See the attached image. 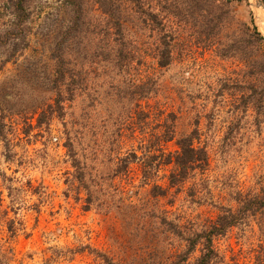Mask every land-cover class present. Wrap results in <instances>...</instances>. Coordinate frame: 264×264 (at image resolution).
<instances>
[{
    "label": "rangeland",
    "instance_id": "rangeland-1",
    "mask_svg": "<svg viewBox=\"0 0 264 264\" xmlns=\"http://www.w3.org/2000/svg\"><path fill=\"white\" fill-rule=\"evenodd\" d=\"M25 1L21 39L0 0V264L165 262L182 240L152 215L199 224L258 192L264 112L245 98L264 77L260 0ZM194 131L209 166L169 189L163 162ZM215 246L217 264H255L264 235L253 220Z\"/></svg>",
    "mask_w": 264,
    "mask_h": 264
},
{
    "label": "trees",
    "instance_id": "trees-1",
    "mask_svg": "<svg viewBox=\"0 0 264 264\" xmlns=\"http://www.w3.org/2000/svg\"><path fill=\"white\" fill-rule=\"evenodd\" d=\"M264 6V0H260ZM13 8V14L15 16V24L8 32L6 36H21L25 38V33H22L20 27L25 24L29 18L30 12L26 7L25 0H8ZM79 22L73 21L65 27L64 34H76L79 27ZM254 28V27H253ZM19 30L16 31V30ZM255 33L258 42L264 43V37L258 32L257 28ZM4 36V35H3ZM5 37V36H4ZM1 38V35H0ZM256 41L252 42L255 45ZM18 44L15 43L14 47ZM263 61L260 74L264 76V50L262 51ZM59 63L61 61L59 60ZM166 64V62L162 63ZM252 74L251 76L258 74V69L255 63H250ZM61 72V69L57 70ZM248 103L259 109L257 114L264 112V77L260 80V85L250 83L249 94L246 96ZM5 137V123L0 117V139ZM174 139V136L169 137V140ZM199 140L198 132L194 131L191 134L183 135L176 140V144L179 148L174 154H169L165 161V165H172V171L168 176V187L176 188L180 191L182 185H184L188 179L192 178V175L196 170H199L202 174L207 170L209 166V153L206 146H196V141ZM72 146V145H70ZM124 169L128 170L129 160H124ZM142 172L145 179H147L151 172H153V165L151 163L143 162ZM151 194L154 197L165 196L167 190L161 185L154 184L152 186ZM234 200L236 207H228L225 205H215L218 213L215 217H209L203 222L196 224L189 221L186 225L176 223L174 220H169L166 215L157 216L152 215L155 219L159 220V224L165 227L169 234L179 237L182 242L173 251V254L165 261L157 264H217L221 260L220 253L215 246V240L219 237L225 236L233 228H240L247 226L251 221H255L261 234L264 235V184L261 185L258 192L235 193ZM1 202V200H0ZM13 220H10V224ZM11 231V226H9ZM258 253L255 264H264V251ZM198 253V255H196ZM196 255V256H195ZM104 264H119L112 258L106 255H100Z\"/></svg>",
    "mask_w": 264,
    "mask_h": 264
},
{
    "label": "water",
    "instance_id": "water-1",
    "mask_svg": "<svg viewBox=\"0 0 264 264\" xmlns=\"http://www.w3.org/2000/svg\"><path fill=\"white\" fill-rule=\"evenodd\" d=\"M264 37V36H263Z\"/></svg>",
    "mask_w": 264,
    "mask_h": 264
}]
</instances>
